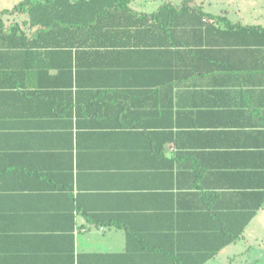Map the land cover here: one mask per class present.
I'll return each instance as SVG.
<instances>
[{
  "label": "crops",
  "instance_id": "obj_1",
  "mask_svg": "<svg viewBox=\"0 0 264 264\" xmlns=\"http://www.w3.org/2000/svg\"><path fill=\"white\" fill-rule=\"evenodd\" d=\"M22 1L0 0V264H264L259 33L157 29L189 0L100 25L97 0ZM188 6L264 26V0Z\"/></svg>",
  "mask_w": 264,
  "mask_h": 264
},
{
  "label": "trees",
  "instance_id": "obj_2",
  "mask_svg": "<svg viewBox=\"0 0 264 264\" xmlns=\"http://www.w3.org/2000/svg\"><path fill=\"white\" fill-rule=\"evenodd\" d=\"M95 4L92 6L95 8L97 12L96 17V24H105V15H108L110 13H123L124 11L135 13L130 7H128V4L131 0H97ZM186 1L183 7H178L176 5H173L171 3L164 4L156 13L157 17V29H168V28H176V27H184L186 25H190L192 27H216L214 23L206 22L205 18L212 19V22L218 21V20H224L226 26L228 28H234V29H252L255 30L257 33H259V37L264 39V26L261 25H242V24H236L231 22L227 17L217 16L213 15L211 13L205 12L201 7H197L193 10H190L188 3L190 2ZM35 4L32 3L31 0H23L19 5V10L22 11H30V14H32L31 6H34ZM73 6V5H70ZM28 7L30 9H28ZM145 19H148L150 16L147 14L143 15ZM62 20V22H61ZM41 23V21H39ZM58 25L60 24H73L74 20L70 18L60 19L57 20ZM237 236V235H236Z\"/></svg>",
  "mask_w": 264,
  "mask_h": 264
}]
</instances>
